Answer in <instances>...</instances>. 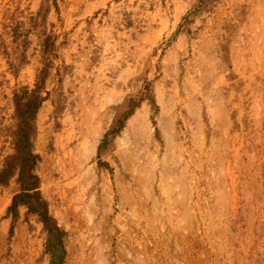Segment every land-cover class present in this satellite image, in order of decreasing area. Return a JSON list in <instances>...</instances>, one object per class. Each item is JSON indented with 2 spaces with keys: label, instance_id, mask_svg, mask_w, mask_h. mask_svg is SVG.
<instances>
[{
  "label": "rangeland",
  "instance_id": "1",
  "mask_svg": "<svg viewBox=\"0 0 264 264\" xmlns=\"http://www.w3.org/2000/svg\"><path fill=\"white\" fill-rule=\"evenodd\" d=\"M213 2L185 0L181 10L175 0H104L92 30L87 0H0V74L34 57L45 65L34 86H16L9 104L0 98V185L17 176L24 187L42 186L20 197L44 223L42 254L16 256L1 215L0 264H130L128 222L145 204L158 218L153 264H264V39L251 44L240 16L209 30L203 14ZM69 54L72 73L91 59L123 65L141 57L146 75H54L48 86L50 64ZM188 73L199 75L187 80ZM116 84L120 94L109 100L107 88ZM194 175L201 199L236 188V206L201 217L198 240L180 233L169 247L161 222L179 197L168 196ZM102 235L103 263L96 254Z\"/></svg>",
  "mask_w": 264,
  "mask_h": 264
},
{
  "label": "crops",
  "instance_id": "2",
  "mask_svg": "<svg viewBox=\"0 0 264 264\" xmlns=\"http://www.w3.org/2000/svg\"><path fill=\"white\" fill-rule=\"evenodd\" d=\"M175 1L176 3L182 2L180 5V8L182 10L185 0ZM103 3L104 0H87L85 16H87V18H92V30H98L99 25L97 12L99 11V9H101ZM189 6L190 5L186 2V9ZM183 11L179 14L180 17H182L184 13ZM203 16L205 18L204 24L208 26L209 30L213 31H221L223 26L229 24V21L232 17L240 16L241 21L245 24L246 28L245 37L251 44L256 43L259 45L264 39V0H214L211 9L206 11ZM178 22H176L172 29H175L177 27ZM87 24L88 22L86 23V25ZM153 31L157 33L159 30L154 29ZM151 32V30L147 31L146 36H148ZM153 34L154 33H151L149 36ZM142 42L144 41H141L139 37V47L143 46ZM182 43L183 35L180 34L175 41V46H181ZM147 44L149 47H152L149 42ZM107 59L111 62L114 61L113 51H111L110 55H107ZM141 59V57L139 59L137 57V59L133 63H125L123 65H120L118 60L114 65H106L102 62L91 59L90 62L86 64V68L83 67L80 71L76 70L74 73H72L66 71V67L68 68L70 62H73V58L70 54L69 56L65 55L64 57H60L50 64V68L47 73L48 76L46 78V84L48 86H51V84L53 83L52 81L54 75H146L143 67H141ZM44 66L45 65L42 63V59L35 57L29 59L26 63L21 64L18 67L17 72H13L8 68V66L5 71L0 74V80L4 78L5 81V84L0 86V98L6 96L3 99H5L4 101L6 102V104H9L15 93L16 86H34L36 79L38 75H40V73L43 71ZM197 75L199 74L188 73L185 74V79L193 80L198 78ZM110 78L112 79V77ZM120 78L121 76H119V79ZM113 87L114 88L108 87L106 91V97L109 100L112 99L114 94L115 97L120 94V91L118 90V84L113 85ZM2 100L0 99V101ZM43 104L45 106V109H48V112H51L53 110L52 104ZM85 106V103L80 104L77 108L78 110H80L79 112L75 109L73 110L75 113H82L81 111L85 108ZM68 117L69 116L67 115V118ZM71 119L75 120L76 115H71ZM67 122L68 121H66V118L64 116L63 124H66ZM220 125L221 129L224 130L226 134L230 133V130L232 128L231 122L225 119L222 123H220ZM201 133H203V130H200L197 133L196 137L203 136ZM82 141L87 142V139H84ZM194 155L195 154H193V157H195ZM16 177L13 176L8 184L0 185V216L3 215V222L1 227L3 228V230H5L6 234L9 231L10 233L12 232V238L15 239V243H12L11 248L14 249L13 252L16 256H28L30 254L32 256H39L42 254L39 245L41 239L44 240V236L41 235V230H43L44 223L42 221H39L37 216L38 211H29V206L32 204L31 200L26 197L24 200L20 201V197L23 194H26L28 196V192H33L34 190H42V186H37L34 188L24 187L21 183L22 181H20ZM202 177L207 179V181H210L211 178L210 175H202ZM199 183L200 176L194 175L192 178V184H184L182 186H178L181 187V189L172 191V195L170 194L168 196L171 199H174L177 196L179 197V202L175 203L172 206L170 205V207L167 208L166 218H162L161 222L169 241V247L170 241H175L177 234L180 233H183V236L186 239L196 236L195 238L198 240L201 217L210 219L215 216L216 209L218 211V208H233L236 206L235 200L237 195L240 194V191H237L236 188H230L231 190L229 191L224 188L220 189L216 193L218 195V197H216V200L213 201L211 199L210 202H208L209 195H205L203 196L204 199L203 197L201 199ZM203 200H206V202L201 205L202 202H204ZM13 205L15 213H10L7 215L8 210ZM206 207L208 209L202 210V208ZM153 209L155 208H151L150 206L145 204L141 207H138L137 209H134V211H137V218L134 222L129 219L128 227L133 231V249L131 252V259L129 261L130 264H153V254L151 247L153 231H155V229L153 230V219H155L154 222L158 221V218H156V213L154 216L155 218H153ZM174 211H176L177 214H175ZM232 214L236 215L233 211ZM4 216L6 218H4ZM114 223L115 220L113 219V231L115 229ZM97 224L100 223L97 222ZM96 240V254L97 256L102 258L101 260L103 263V261L107 258V253H105L104 251L106 240L104 239L103 235L101 237L97 236ZM113 241L114 240L112 239V242ZM72 250V245L69 248L67 247V252H72ZM4 251V241L0 239V255H2ZM114 253V249H112V260H114ZM171 254H174V252H171ZM33 264L40 263L37 262Z\"/></svg>",
  "mask_w": 264,
  "mask_h": 264
},
{
  "label": "trees",
  "instance_id": "3",
  "mask_svg": "<svg viewBox=\"0 0 264 264\" xmlns=\"http://www.w3.org/2000/svg\"><path fill=\"white\" fill-rule=\"evenodd\" d=\"M29 155L32 156V153H29ZM15 204H16V203H15ZM13 207H14V205H13Z\"/></svg>",
  "mask_w": 264,
  "mask_h": 264
},
{
  "label": "bare ground",
  "instance_id": "4",
  "mask_svg": "<svg viewBox=\"0 0 264 264\" xmlns=\"http://www.w3.org/2000/svg\"><path fill=\"white\" fill-rule=\"evenodd\" d=\"M93 142V141H92ZM89 143V142H88ZM86 172V171H85ZM85 174V173H84ZM153 214V213H152Z\"/></svg>",
  "mask_w": 264,
  "mask_h": 264
}]
</instances>
